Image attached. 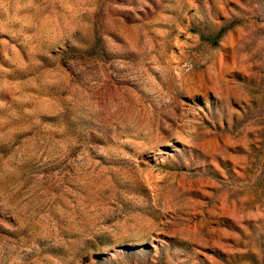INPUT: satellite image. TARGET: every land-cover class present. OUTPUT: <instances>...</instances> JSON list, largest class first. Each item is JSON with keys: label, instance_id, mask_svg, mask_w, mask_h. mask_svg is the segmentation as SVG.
Returning a JSON list of instances; mask_svg holds the SVG:
<instances>
[{"label": "rangeland", "instance_id": "374dc122", "mask_svg": "<svg viewBox=\"0 0 264 264\" xmlns=\"http://www.w3.org/2000/svg\"><path fill=\"white\" fill-rule=\"evenodd\" d=\"M0 264H264V0H0Z\"/></svg>", "mask_w": 264, "mask_h": 264}, {"label": "trees", "instance_id": "16d2710c", "mask_svg": "<svg viewBox=\"0 0 264 264\" xmlns=\"http://www.w3.org/2000/svg\"><path fill=\"white\" fill-rule=\"evenodd\" d=\"M222 29H219L215 34L210 35L208 38H211V42L215 43L217 37L220 35Z\"/></svg>", "mask_w": 264, "mask_h": 264}]
</instances>
